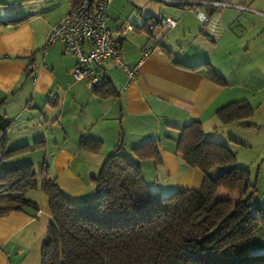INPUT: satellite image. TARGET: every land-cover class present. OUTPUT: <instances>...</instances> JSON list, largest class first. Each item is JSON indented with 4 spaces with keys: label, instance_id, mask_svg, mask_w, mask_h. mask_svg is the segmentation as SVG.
I'll list each match as a JSON object with an SVG mask.
<instances>
[{
    "label": "crops",
    "instance_id": "0c3cea01",
    "mask_svg": "<svg viewBox=\"0 0 264 264\" xmlns=\"http://www.w3.org/2000/svg\"><path fill=\"white\" fill-rule=\"evenodd\" d=\"M47 1L21 0L8 6L0 0V102L5 101L2 113L12 121L11 128L13 123L23 122L26 115L27 119L34 122L38 118L37 129L27 130L24 137H16V142L10 138L11 128L7 132L9 150L30 147L10 157L13 161H10L11 165L8 167L11 168L7 170L23 165L15 161L17 158L35 165V161L28 155L18 156L20 154L53 153L56 155L54 166L57 170V177L54 179H57L60 189L69 199L82 203L95 197L91 186L93 187V177L98 173L91 170L90 174L81 176L76 172L79 169L78 162L95 160L99 168L104 161L89 159L87 154L91 152L81 146L84 138L102 141V154L111 153L109 151H113L120 143L130 149L146 141L156 140L160 143L162 155L160 165H166L171 173H178L183 167L189 168L186 162L179 161L182 158L177 152L180 129L193 121H200L204 125L205 118H211L212 121L218 119V111L225 103V87L212 78L209 70L224 79L226 89L230 90L232 80L215 69L206 56H188L183 53L178 56L176 49L182 51L183 46H173L165 33L162 39L156 37L158 28L176 30L179 26L176 20L177 25L172 29L162 24L156 26L154 37L147 45H133L126 49L122 38L115 39L122 41L121 52L126 65L138 66V72L135 82L128 83L127 75L121 67L113 60L105 61L102 66L103 80L112 83L116 96L101 98L94 93V86L87 80L75 79L73 70L77 59L66 54L62 44L56 43L51 48L45 46L42 50L43 59L40 63L37 61L39 51L35 53L36 38L39 37L40 43L44 41L49 29L57 25L72 8V4L61 2L50 14V19L45 8L42 12H35V9L30 8ZM53 7L54 5L51 10ZM230 7L203 8L212 19L210 24H203L209 26L212 38L209 35L204 37L215 44L217 37H213L219 31L218 28L226 23L223 17V21L214 18L218 12ZM6 8H9L10 14L2 12ZM11 8L16 9L15 13L12 14ZM261 21L262 19H257V22ZM128 28L132 32L142 30L138 27ZM194 39L199 42L204 40L201 35ZM145 52H149L148 56H144ZM12 56L32 57L34 62L14 61ZM192 59L195 65L191 66ZM225 98L231 101L228 104L238 102L232 100L230 93ZM241 101L250 103L248 99ZM239 125L244 128L257 126L248 120ZM243 146L249 145L243 143ZM182 160L184 161L183 158ZM46 161L40 164L47 163ZM52 166L50 162V171ZM37 190L42 194L41 202L35 197L28 199L39 204L38 212L32 208L9 212L0 210V264H41L42 248L52 214L45 195L39 187ZM13 196L10 193H0V209L11 206ZM262 204L264 205V199ZM246 248L250 255L264 254L262 226L255 229Z\"/></svg>",
    "mask_w": 264,
    "mask_h": 264
},
{
    "label": "trees",
    "instance_id": "16d2710c",
    "mask_svg": "<svg viewBox=\"0 0 264 264\" xmlns=\"http://www.w3.org/2000/svg\"><path fill=\"white\" fill-rule=\"evenodd\" d=\"M141 29L154 37V30ZM116 42L123 60L122 41ZM19 59L34 62L32 57ZM209 73L225 85L223 78ZM94 93L101 98L116 96L112 83L105 80ZM4 104L0 102V193L15 196L11 206L0 210L38 212L39 204L26 193L41 189L52 214L41 264H264V254L250 255L246 248L255 229L264 228V206H253L257 185L251 183L250 171L237 165L229 145L206 138L200 121L181 128L177 140V152L186 164L203 172L199 189L167 195L151 191L142 163L162 162L160 143L149 140L130 149L120 143L92 179L95 200L75 203L50 177L47 163L1 170L6 158L30 148H7L12 121L2 113ZM253 112L249 102L238 101L221 108L218 115L230 124L249 120ZM81 146L98 154L103 143L84 138Z\"/></svg>",
    "mask_w": 264,
    "mask_h": 264
},
{
    "label": "rangeland",
    "instance_id": "374dc122",
    "mask_svg": "<svg viewBox=\"0 0 264 264\" xmlns=\"http://www.w3.org/2000/svg\"><path fill=\"white\" fill-rule=\"evenodd\" d=\"M4 4L12 6V4L19 3L21 0H2ZM73 0H48L47 2H39L37 5H32L30 8L35 9V12L41 11L45 8L47 10L48 19L50 14L54 12L56 7L62 2L68 5L72 4ZM113 4L110 6L109 11V27L112 32V38H122L125 43V48L133 45H147L152 39H150L149 33L145 30H129L128 27L142 28L149 24H156L157 21L163 23L168 18L178 21V28L176 30H165V28H158L156 37L162 39L163 34L169 39L172 45L180 44L183 46V50L176 49V53L180 56V53L188 56H206V58L213 63L215 69L219 70L227 79L231 81V88L229 90L225 87V93L223 99L228 104L231 101H227L225 96L230 93L232 100L241 101L250 100L253 108V116L248 120L249 123H254L257 126L253 128H244L239 125L240 122L235 121L230 124H224L221 118L210 120L205 118L203 129L206 133L208 140L214 142L227 144L231 150L237 155V165L240 168H244L250 171L251 183L257 185V191L254 193L253 206L262 204L264 199V0H233L231 7L218 12L217 17L214 19H225V25L220 29L218 28L216 37V44L205 38V35H209V26H204L203 23L197 18L196 12L191 10V7L185 5L184 7L172 6L163 1L158 0H113ZM238 4H244L239 6ZM52 5L54 7L51 10ZM29 8V10H30ZM206 10V7H203ZM240 8H244L241 10ZM221 9V8H220ZM16 9H12V14ZM3 13L10 14L9 8H6ZM149 19V22L147 19ZM257 19H262L261 22H257ZM220 21V22H221ZM161 23H159L160 26ZM164 25V23H163ZM205 27V28H204ZM204 38V42L196 41L195 36ZM212 39V40H213ZM62 44L61 42H58ZM57 43V44H58ZM166 43H169L166 40ZM36 51L38 52L37 61L40 63L43 59V48L46 46V39L40 43L39 37L36 38ZM63 45V44H62ZM52 45L49 47L51 48ZM48 47V48H49ZM40 53V54H39ZM14 61L21 62L23 59L11 57ZM25 60V59H24ZM28 61V60H25ZM191 66L195 65L194 59L191 60ZM224 77V78H225ZM263 106V107H262ZM27 116L23 119V122L13 123L10 130V138L13 142H16V137H24L27 130H36V122L38 118H35L34 122L31 119H27ZM21 131V132H20ZM29 131V132H31ZM211 138V139H210ZM240 140V141H238ZM243 143H247L249 146H243ZM35 151V150H34ZM102 150L97 154L91 152L87 154L89 159L106 160L110 153L102 154ZM109 152H112L109 151ZM23 153L18 156L30 157L35 161L36 168L40 167V162L46 161L50 166V162L53 165L49 173L50 177L54 179L57 177V170L54 166L55 154L50 153L45 155L44 153ZM17 156V157H18ZM12 158V157H11ZM28 158V159H30ZM46 158V159H45ZM104 158V159H103ZM10 158H6L3 162L1 170H7ZM15 161H19L21 164H28V160L21 161L18 158ZM100 167H97L95 160H88L87 162H78L79 169L76 170L81 176L84 174H90L93 170L95 174H99L103 162ZM181 162L185 161L180 158ZM11 165V164H10ZM9 165V166H10ZM84 166L83 168H81ZM189 167V166H188ZM223 169V168H220ZM144 176L150 184L151 191H160L161 194L167 195L172 192H177L184 189H199L203 181V172L198 168H182L178 173H171L166 165L156 163L154 160H147L143 163L142 169ZM40 180V179H39ZM158 184V187H155ZM94 186H91L93 190ZM224 194V193H223ZM15 196V194H12ZM40 190L34 189L26 193L27 198L35 197L36 200L41 202ZM90 200H95L93 197ZM85 202V201H83ZM82 202V203H83ZM264 206V205H263Z\"/></svg>",
    "mask_w": 264,
    "mask_h": 264
},
{
    "label": "built area",
    "instance_id": "2783aa9c",
    "mask_svg": "<svg viewBox=\"0 0 264 264\" xmlns=\"http://www.w3.org/2000/svg\"><path fill=\"white\" fill-rule=\"evenodd\" d=\"M168 4L188 5L195 11L198 19L205 25L212 22L203 7L225 8L232 0H159ZM113 0H73L69 13L50 28L46 45L61 42L66 54L77 59L73 75L77 81L87 80L92 86L103 83L102 65L113 60L127 75L128 83L135 82L138 66L130 67L124 63L117 50V42L112 38L109 28V11ZM158 23V21H157ZM164 25L172 29L176 20L168 18ZM156 24L150 25V29ZM132 27L131 29H133ZM145 52L144 56H148Z\"/></svg>",
    "mask_w": 264,
    "mask_h": 264
},
{
    "label": "flooded vegetation",
    "instance_id": "af4514ba",
    "mask_svg": "<svg viewBox=\"0 0 264 264\" xmlns=\"http://www.w3.org/2000/svg\"><path fill=\"white\" fill-rule=\"evenodd\" d=\"M148 29H150V24H149V26H148Z\"/></svg>",
    "mask_w": 264,
    "mask_h": 264
},
{
    "label": "water",
    "instance_id": "95a60500",
    "mask_svg": "<svg viewBox=\"0 0 264 264\" xmlns=\"http://www.w3.org/2000/svg\"><path fill=\"white\" fill-rule=\"evenodd\" d=\"M159 1V0H158ZM157 25H154L153 27L155 28Z\"/></svg>",
    "mask_w": 264,
    "mask_h": 264
}]
</instances>
